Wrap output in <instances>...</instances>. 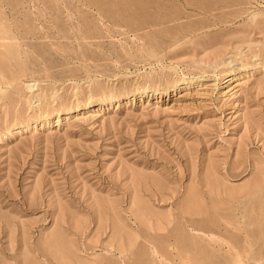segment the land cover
I'll use <instances>...</instances> for the list:
<instances>
[{
    "label": "rangeland",
    "instance_id": "obj_1",
    "mask_svg": "<svg viewBox=\"0 0 264 264\" xmlns=\"http://www.w3.org/2000/svg\"><path fill=\"white\" fill-rule=\"evenodd\" d=\"M0 264H264V0H0Z\"/></svg>",
    "mask_w": 264,
    "mask_h": 264
},
{
    "label": "bare ground",
    "instance_id": "obj_2",
    "mask_svg": "<svg viewBox=\"0 0 264 264\" xmlns=\"http://www.w3.org/2000/svg\"><path fill=\"white\" fill-rule=\"evenodd\" d=\"M35 97H36V96H35ZM36 99H37V98H36ZM34 101H35V100H34ZM34 105H35V104H34ZM34 105H33V106H34ZM34 107H35V106H34Z\"/></svg>",
    "mask_w": 264,
    "mask_h": 264
}]
</instances>
